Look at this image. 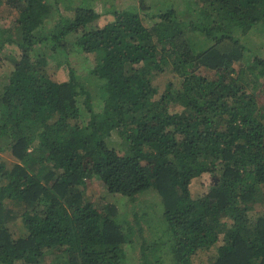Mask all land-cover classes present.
Masks as SVG:
<instances>
[{
    "label": "trees",
    "instance_id": "obj_1",
    "mask_svg": "<svg viewBox=\"0 0 264 264\" xmlns=\"http://www.w3.org/2000/svg\"><path fill=\"white\" fill-rule=\"evenodd\" d=\"M96 1L0 0L14 13L0 49L20 50L0 93V137L16 159L0 157V264H121L136 229L114 205L75 196L94 179L104 194L160 196L166 238L139 235L140 264H191L215 245L211 264H264V216L248 215L264 202V59L245 62L239 41L264 27V0H190L187 20L176 0L158 13L146 0L97 13ZM186 31L210 44L193 47ZM72 53L90 61L94 93ZM203 172L218 179L193 195Z\"/></svg>",
    "mask_w": 264,
    "mask_h": 264
},
{
    "label": "rangeland",
    "instance_id": "obj_2",
    "mask_svg": "<svg viewBox=\"0 0 264 264\" xmlns=\"http://www.w3.org/2000/svg\"><path fill=\"white\" fill-rule=\"evenodd\" d=\"M174 4V9L178 14V18L182 20H187L192 18L190 15L191 1L190 0H176ZM146 4L149 5L147 10L148 13H158V11H164L172 6L171 0H146ZM137 7L138 0H97L92 4V8L97 13H102L103 11L115 9L122 10L128 6ZM65 13V11H63ZM14 13L13 10L3 5L0 7V26L7 27L10 25ZM143 23L150 27L154 21L158 20L157 18H150L145 14H140ZM192 42L193 47H207L210 43L206 42L203 37L196 32L186 31V35ZM239 41L244 45L245 51L244 58L245 62L251 61V59L256 56L264 59V27L261 25L252 27L249 31L242 34L239 38ZM19 48L15 44H5L0 49V93L2 94L3 88L7 83L10 72L14 68V63L19 56ZM68 61L73 69L82 76L84 82L87 84L89 89L94 93V80L93 77L89 74V68L91 66L90 61L82 54L72 53L68 55ZM69 64V63H68ZM237 66V64H235ZM68 66L63 63L57 71V79L65 80L67 78ZM201 73L206 75L209 78L214 77V72L209 69L202 68ZM166 78L172 82L177 83V77L167 74ZM161 90L163 89V76L157 78ZM264 106V104H263ZM170 109L172 111H180L181 108L176 104H170ZM107 144L112 147H117L118 137H110L106 139ZM10 140L6 137H0V157L5 159L7 162L16 161L10 152ZM0 158V159H1ZM220 169V168H218ZM36 169H34L35 171ZM219 171V170H218ZM218 173L215 172L210 174L208 172H203L199 176L193 178L189 184L190 192L193 195H203L207 192L208 187L215 183L218 179ZM104 189L100 186L99 182L94 179V182L89 186L82 188L80 187V193L75 196L82 198L85 201H92L95 204L98 203H107L109 205H114L116 208V218L121 222L128 233V227L136 229L135 233L128 237V241L123 244L124 258L121 264H140V254H139V243L138 236L147 238L151 240L152 238L162 237L166 238L165 223H162V201L157 192L149 189L144 192L138 193L134 199H129L125 196H122L119 193H110L104 194ZM101 197H103L101 199ZM101 201V202H100ZM98 202V203H97ZM5 207L13 209L14 206L11 202L5 201ZM16 208V207H15ZM20 210V207L17 208ZM136 212L138 223H136L134 213ZM248 215L251 218L257 216H264V202L257 201L253 206L248 210ZM164 221V220H163ZM20 222V217L16 218V223ZM142 232L140 233V229ZM165 232V233H164ZM162 235V236H161ZM131 240V241H129ZM219 241L218 244H220ZM151 243V242H150ZM217 244V245H218ZM216 245L208 249L197 250L191 257V264H211L215 257ZM48 256L47 260H50Z\"/></svg>",
    "mask_w": 264,
    "mask_h": 264
}]
</instances>
